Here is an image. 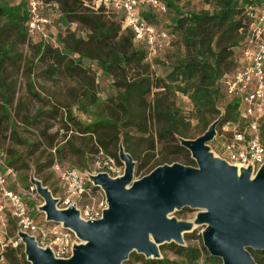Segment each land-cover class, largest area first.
I'll return each instance as SVG.
<instances>
[{"label": "rangeland", "instance_id": "1", "mask_svg": "<svg viewBox=\"0 0 264 264\" xmlns=\"http://www.w3.org/2000/svg\"><path fill=\"white\" fill-rule=\"evenodd\" d=\"M2 1L9 7L13 5L12 0ZM174 1L184 14L204 10L214 12V3H208L206 0ZM175 15V11L168 8L167 13L159 17V27L168 31L174 30ZM5 25V20L0 21V42L11 48L10 57L15 66L6 68L0 75V121H5L8 113L16 131L12 135L0 132V152L6 157L5 164L17 173L13 188L24 194L31 209V217L35 221L44 223L46 215L42 211L44 200L37 194L32 184L33 179L40 180L48 187L58 199L60 208L69 207L65 204L68 195L53 170L55 164L100 174L109 173L106 162L111 159L116 170L111 176L117 178L125 172V163L120 159L122 147L136 164L134 180H138L153 171L152 165L160 164L165 156L170 157L169 149L158 140V124L151 116L154 106L152 98L143 103L133 101L127 110L128 115L119 97L117 84L120 81L100 69V66L89 58L77 61L86 68L81 76L49 77L43 73L49 66V63L41 58L45 50L44 44L31 42L23 28L14 32L4 30ZM64 31V24L55 21L47 29V41L56 40V45L63 47L62 41L67 39ZM176 36L178 39L177 34ZM87 52L97 54L95 51ZM183 55L184 49L178 41L174 52L166 60H145L141 73L152 80L166 79L174 63ZM236 55L238 56L239 52ZM75 57L78 58L77 55ZM175 102L185 116L182 120L183 126H190V133L196 137L190 140H196L203 134H200L199 122L193 117L190 100L178 94ZM224 103V100H221L219 107L222 108ZM144 115L147 116L146 122L149 121L147 132H141L137 127L141 121L146 123ZM98 120L101 123L95 126L96 133H87ZM130 124L131 126H128ZM232 130L231 126L222 127L219 124L218 136L207 144L216 159L220 158L219 145L222 138L230 137ZM176 163L185 165L183 162ZM138 165H146L140 175L136 173ZM163 165L173 164L165 163L158 167ZM93 187L91 186L90 195L77 201L80 217L86 221H90L96 214L102 215L108 207L104 191L100 187ZM199 212L184 208L170 214V218L194 224ZM204 228L205 226L194 225L192 231L184 235H191L193 239L186 241L184 238V245L204 246ZM80 243L78 240V244ZM170 245L171 243H167L160 246L161 258L175 259L173 249H169ZM141 258L146 259L136 251L132 252L129 256L130 264H143ZM208 260V257H202L201 263L206 264L210 262ZM219 260V263L213 264H223L222 260ZM0 264H31L25 253V245L17 233L6 241H0Z\"/></svg>", "mask_w": 264, "mask_h": 264}, {"label": "trees", "instance_id": "2", "mask_svg": "<svg viewBox=\"0 0 264 264\" xmlns=\"http://www.w3.org/2000/svg\"><path fill=\"white\" fill-rule=\"evenodd\" d=\"M44 1L56 3L59 7L61 16L56 22L64 24V34L67 38L62 41L63 47L57 46L56 40L48 42L42 37L29 36L27 6L22 0H12V7L0 0V21H6L4 30L15 32L23 28L31 42L44 44L45 50L41 58L47 61L49 66L43 73L49 77L81 76L86 68L77 61L83 58L95 61L100 69L120 81L117 88L127 114L133 101L143 103L152 98L154 106L151 116L158 124V140L169 149L170 157L165 156L160 164L152 165L151 171L159 165L176 162L197 167L189 151L180 143V139L190 140L196 137L190 133V126L184 127L182 124L185 116L175 102L178 94L190 100L193 117L200 124V134H204L217 120H220L222 127L239 121V101L227 98L225 80L238 68L239 55L236 53L240 54L248 38L253 23L252 14L264 4V0H206L208 3H214V12L204 10L192 14L182 13L174 0H164L168 8L176 14L173 19L174 30H169L175 35V40L170 51L151 62L166 60L174 52L178 41L184 49V55L178 58L170 74L163 80H152L141 73L144 61H150L148 53L143 46L135 43L133 33L123 27L121 14L108 10L103 5L94 10L92 6L95 0ZM140 13L150 24L159 27V14L150 8L143 9ZM74 24L76 27H73ZM87 50L97 54H90ZM10 52L11 48L0 42V75L6 68L15 66ZM221 100L225 102L222 108L219 107ZM144 117L146 122L147 116ZM100 123L101 121H96L86 132L95 134V126ZM148 123H138L139 131L147 132ZM261 130L264 139V120ZM15 131L7 113L6 120L0 121V132L12 135ZM3 159L6 162L4 154ZM5 165L7 169H12ZM146 165H138L136 173L140 175ZM8 231L9 235L5 241L16 233V224L10 217ZM184 238L186 241L193 239L188 234ZM169 249H173L175 259L141 258L140 261L143 264H202L201 258L208 257L210 262L206 264L220 262L218 258L212 257L202 244L185 246L171 243ZM250 252L258 264H264V251ZM130 263L129 259L124 264Z\"/></svg>", "mask_w": 264, "mask_h": 264}, {"label": "water", "instance_id": "3", "mask_svg": "<svg viewBox=\"0 0 264 264\" xmlns=\"http://www.w3.org/2000/svg\"><path fill=\"white\" fill-rule=\"evenodd\" d=\"M220 120L196 140L180 139L197 167L179 163L163 165L134 180L136 164L121 147L125 163L122 176L106 173L92 176L108 207L100 219L86 221L71 205L60 208L48 187L37 179L32 184L44 200L48 222L63 224L81 241L69 259L56 258L26 234L19 237L31 264H124L132 252L146 259H161L160 246L184 245V235L194 225L205 226L204 247L223 264H258L250 250L264 251V165L253 176L223 159H216L208 143L217 135ZM184 208L200 211L194 224L179 222L170 214Z\"/></svg>", "mask_w": 264, "mask_h": 264}, {"label": "built area", "instance_id": "4", "mask_svg": "<svg viewBox=\"0 0 264 264\" xmlns=\"http://www.w3.org/2000/svg\"><path fill=\"white\" fill-rule=\"evenodd\" d=\"M22 1L27 6L29 36L48 39L47 29L61 16L58 5L44 0ZM102 5L121 14L123 27L133 33L136 44L146 49L150 61L172 49L175 35L150 24L140 13L148 8L159 15L167 13L168 5L164 0H95L92 8L97 10ZM252 17L248 38L237 59L238 68L225 80L227 98L239 101L240 119L226 125L233 128L232 135L223 137L219 146L220 159L237 168L251 169L254 176L264 165L261 130L264 120V4L255 10ZM112 162L111 159L106 162L109 169L106 174L110 177L116 173ZM53 170L68 195L65 204L77 208V201L91 194V186H95L91 178L97 174L60 164H55ZM16 178L17 173L7 169L3 154H0V241H5L9 235L10 217L16 224L18 237L20 233H26L40 247L49 248L56 258H71L74 246L78 245L76 234L63 224L48 222L47 219L44 223L35 221L26 197L13 188ZM102 215L96 214L90 221L100 219Z\"/></svg>", "mask_w": 264, "mask_h": 264}, {"label": "bare ground", "instance_id": "5", "mask_svg": "<svg viewBox=\"0 0 264 264\" xmlns=\"http://www.w3.org/2000/svg\"><path fill=\"white\" fill-rule=\"evenodd\" d=\"M237 169H238V172H239V175H240L242 169L240 167H238ZM252 179H253V175H252Z\"/></svg>", "mask_w": 264, "mask_h": 264}]
</instances>
